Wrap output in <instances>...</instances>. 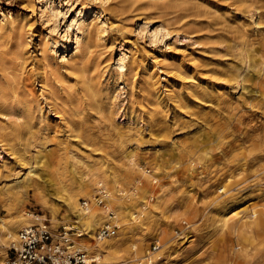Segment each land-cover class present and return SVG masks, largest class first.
Masks as SVG:
<instances>
[{
	"label": "rangeland",
	"instance_id": "1",
	"mask_svg": "<svg viewBox=\"0 0 264 264\" xmlns=\"http://www.w3.org/2000/svg\"><path fill=\"white\" fill-rule=\"evenodd\" d=\"M27 1L0 0V68L13 62L20 97L31 99L35 107L42 98L44 113L50 111L48 146L57 152L53 171L61 169L69 178L72 155L117 168L115 158L123 149L134 151L142 167L159 173L137 190L135 176L117 168L123 180L120 186L108 184L109 190L119 197L122 191L128 194L101 211L115 217L120 207L141 214L143 200L151 206L139 216L144 224L132 225L127 234L123 220L129 215L105 222L117 226V234L106 239L120 247L112 255L101 253L104 263L264 264V0H34L35 12ZM45 3L49 7L41 16ZM77 39L83 41L81 52ZM41 66L47 72L44 83ZM82 68L90 83L79 80L73 90V72ZM44 85L47 90L53 86L60 113L40 96ZM100 101L104 109L120 113L116 122L129 140L115 139V130L95 105ZM71 108L86 110L88 122L79 125L82 115L72 117ZM68 117L93 141L75 137L65 123ZM4 121L0 117V191L28 172L20 162L21 149L34 164L38 150ZM47 186L48 206L33 190L20 207L0 194V216L16 221L19 211L41 217L56 234L71 227L77 235L74 218H64L70 213L66 203L58 201L66 195ZM84 200L93 206L79 197L80 203ZM232 204L238 211L256 208L257 216L239 236L219 221L221 211ZM105 224L83 244L96 243ZM11 242L0 235V257L5 253L6 261L16 241Z\"/></svg>",
	"mask_w": 264,
	"mask_h": 264
},
{
	"label": "bare ground",
	"instance_id": "2",
	"mask_svg": "<svg viewBox=\"0 0 264 264\" xmlns=\"http://www.w3.org/2000/svg\"><path fill=\"white\" fill-rule=\"evenodd\" d=\"M27 2H28L27 4H29V6L34 9L33 12H35L36 11L35 1L31 0ZM48 7H49V3H45L40 6L39 10H40L41 16H43V14L45 13L44 11H46ZM24 19H26L27 22L29 23L28 27L31 26L32 20L29 17H25ZM2 23L3 22H1V24ZM90 25L91 23L87 24V26H84L83 24L82 26H79L78 29L82 30L83 27L88 28ZM11 29L12 28H10V30ZM84 30H83V33H85ZM85 34L87 35L89 34V32L88 33L86 32ZM85 40L86 39H84V41ZM82 46H83V41L81 39H77V51L78 52H81L84 49V48L82 49ZM4 60L5 58H3V61ZM69 62L70 61H68L67 63ZM12 64L13 62L7 61L2 66V68H0V117L6 118L7 121H4L5 123L13 125L12 128L15 130V132H17L18 138H20L21 140L27 141L28 142L27 144L30 143L29 145L30 147L31 145H34L35 151L36 149L38 150L36 152L37 153L35 156L36 161H34L35 162L34 164V163H31V160L34 158H31L26 155L28 151L23 148L26 151L24 152V150L21 149L22 154H21L20 162L22 163V165L26 166V170L28 172H26L23 180L17 179V182L15 185L10 187L6 191H0V194L4 195L10 202L18 201V204L20 207V206H24V204L27 201L28 194L30 193V191L33 190L35 192V196L37 197V199H39L44 206H48L51 201H50V198L48 197V193L46 191L45 186L48 185L50 187H54L55 193L57 195H62V194L66 195L65 197L61 196V198H59L58 201L65 202L68 210L70 211V213L66 214L64 217L66 221L71 222L73 218L75 220L73 224L75 225V228L79 231V233L77 235L74 234V237L77 238L76 243L79 246V249H82V247L87 248V249H93L99 255L101 253L105 254L106 256L110 254L111 255L114 254L120 247L119 242L116 240L113 241L110 239L108 240L106 238L99 240L96 238V243L92 242L91 246H86L85 244H83V242L86 239L87 240L95 239V231L98 225H103L105 224L106 221L115 220V219H118L119 217L123 219V216L125 215L126 216L129 215L130 216L129 220L132 222V223H128L129 220L127 221L126 218H125L126 220H123L125 223L126 234L128 233V231L134 230L133 228L135 226H132V225L137 224L138 227H141L144 224L145 220L142 221L141 217L139 216H142V214L146 212L150 208L151 205L149 201L143 200L140 203V205L142 206L141 214L138 213V211L131 212L130 210L127 211V208H125L126 209L125 210L123 209V207H120L121 211L115 212L116 214L115 217H111V216L109 217L108 215L104 214V212L101 210L110 209V205H112L113 203L117 201H120L121 199L126 197L128 193L125 191H122L124 195L122 194L123 197H119L118 195L119 193H114L109 190L108 184L120 186L121 181L123 179H120L119 177V175L122 173V172L119 173V171H121V170H118L119 166L120 168L122 167L121 169H123L127 175L135 176L133 177L134 183L132 184L135 185V189L137 190L140 189V186L142 185L144 180H149L151 183L153 177H157L159 173L156 170H147L145 167H142L141 165L142 163L140 164L139 162L140 157L137 155V153H135L134 151H127L123 149L120 150L119 155L115 158L116 159L115 163L119 164V166L117 165L118 169L116 167L110 168L111 167L110 166L109 167L111 169L110 171V169L104 168L103 166L105 165H101V162H99L98 160L82 161V159L80 160V158L79 159L77 158L78 156L76 157V155H72L71 156L72 161L70 163L71 175L69 178L65 176V173L61 171V169H57L56 171H53V169L57 166L56 165L57 162L55 163V161L53 160L54 157L55 158L57 157V152L56 150H53L52 148L48 146V139H47L48 137L47 132L52 127V122L50 121L51 113L50 111L47 114L44 113L45 110H44V106L42 105L43 102H41L42 98L40 99V105L38 107H35L31 99L27 97H24V98L20 97L19 89L15 85L16 76L13 75L14 69L11 67ZM42 69H43L41 73L42 76L40 78H41V82L44 83L45 80L47 79V76H46L47 72L45 68H42ZM86 73H87L86 69L84 68L73 72L74 77L75 75L77 76V78L74 79L75 80L74 84L71 86L73 90H76L77 81L85 80V78H87L85 81L89 85L90 78L87 76ZM24 77H25V74H24ZM21 80H23V76ZM51 86L52 85H49L48 90L45 88V85L44 87L41 86L43 87V89L41 88L43 92L41 90L42 93L40 92L41 93L40 96L46 100V104L48 103V101L51 100L56 105L55 110L57 111V113L58 112L60 113L61 111L59 110V104L57 105L55 103L56 99L54 96L53 86L52 87ZM86 90L90 91L91 88H86ZM92 96L94 100L97 99V95L94 94V92H92ZM52 102H50V104H53ZM98 103H99V99H98ZM98 103L95 104L96 106H98L97 107L98 112H100L103 116H105V121L109 122L112 125L113 129L115 130L113 134L115 139L129 140L131 137L125 133L124 127L116 122V119L120 115V113L118 112L115 113L114 112L115 109L114 111L111 109L108 110V108L104 109L101 106L102 104L101 101H100V104ZM65 106L67 107V105ZM37 110L38 112H40L39 116L37 115L38 113ZM67 111L68 110H66V113H68ZM86 112H87L86 110H83L81 112L79 110H75L71 108L72 117L82 115L79 118V122H78V124L81 126L87 123L88 120L90 119L89 118L87 120L88 114ZM123 116L127 117L126 114ZM65 123L67 127L70 128L69 129L70 131L76 132L75 137H77L78 139H81L84 143L93 141V135L83 132L81 128L78 129L77 128L78 126L75 125L76 123L73 122V119H71V117L65 118ZM1 129H6V125H4ZM25 129L28 131L24 132ZM8 136L10 138H15L14 133L12 135L11 133H9ZM21 151L19 153H21ZM110 156L112 157V154ZM79 163L82 165V168L79 165L80 170L78 171L77 166ZM155 164L156 163H154V165ZM37 168L40 170V172H37ZM101 187L107 188V190L105 189L106 190L105 196L103 195L104 196L103 200L104 202L107 203L106 206L104 207L100 205V200L96 198V195H95L97 193H102ZM52 191L53 190H51L50 192ZM80 196L89 199L93 206L84 208L82 206V203H80L79 201ZM131 196L135 197L136 193L134 192ZM238 209L239 207H236L235 204H232L228 208H225L223 211H221V216L219 220L223 224L224 227L234 228V232L236 233L237 236L242 235L241 233L245 230V228H249V226L252 224L253 220L257 216V213L254 210L256 208L251 209V210L249 209L250 210L249 212L244 209L238 211ZM16 210L18 211V208ZM241 212H243V215L240 216ZM52 214L54 216V220H56L58 211L53 209ZM43 221L45 220L42 219L41 217H36L31 214L26 215L19 211L16 214V221L9 222L7 221L6 218L0 216V235L6 240L15 242L18 239L17 233L20 229L36 225L37 223H43ZM232 221H234L235 223L233 225H230ZM57 222H61V221L59 220ZM78 239L81 242L78 241ZM75 247L77 246L75 245ZM5 259H6V254L3 253L2 256L0 257V262L1 263H4V261L6 262ZM109 264H118V263L113 262Z\"/></svg>",
	"mask_w": 264,
	"mask_h": 264
},
{
	"label": "built area",
	"instance_id": "3",
	"mask_svg": "<svg viewBox=\"0 0 264 264\" xmlns=\"http://www.w3.org/2000/svg\"><path fill=\"white\" fill-rule=\"evenodd\" d=\"M101 192L96 197L100 205L104 206V187H101ZM89 204L85 200L82 202L84 208H88ZM72 231L71 227H63L56 234L46 221L23 228L18 233L17 241L9 247L7 261L0 264H106L102 255L75 247L76 242L72 236L76 233ZM116 234L117 226L109 224L97 232L99 239L114 237Z\"/></svg>",
	"mask_w": 264,
	"mask_h": 264
}]
</instances>
